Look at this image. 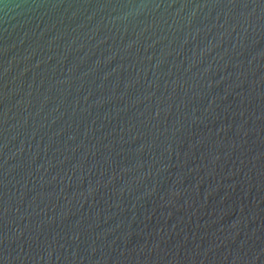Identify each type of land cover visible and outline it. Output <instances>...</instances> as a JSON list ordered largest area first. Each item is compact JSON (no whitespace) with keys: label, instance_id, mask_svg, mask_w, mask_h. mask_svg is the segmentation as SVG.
<instances>
[{"label":"water","instance_id":"1","mask_svg":"<svg viewBox=\"0 0 264 264\" xmlns=\"http://www.w3.org/2000/svg\"><path fill=\"white\" fill-rule=\"evenodd\" d=\"M0 264H264V0H0Z\"/></svg>","mask_w":264,"mask_h":264}]
</instances>
